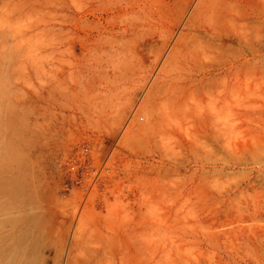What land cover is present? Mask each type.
Listing matches in <instances>:
<instances>
[{"label":"rangeland","instance_id":"374dc122","mask_svg":"<svg viewBox=\"0 0 264 264\" xmlns=\"http://www.w3.org/2000/svg\"><path fill=\"white\" fill-rule=\"evenodd\" d=\"M0 264H264V0H0Z\"/></svg>","mask_w":264,"mask_h":264},{"label":"bare ground","instance_id":"6f19581e","mask_svg":"<svg viewBox=\"0 0 264 264\" xmlns=\"http://www.w3.org/2000/svg\"><path fill=\"white\" fill-rule=\"evenodd\" d=\"M230 39V38H229ZM230 41L232 42L233 40L230 39Z\"/></svg>","mask_w":264,"mask_h":264}]
</instances>
